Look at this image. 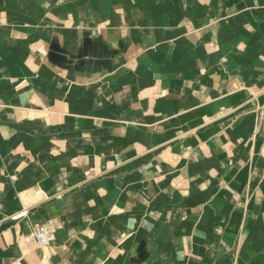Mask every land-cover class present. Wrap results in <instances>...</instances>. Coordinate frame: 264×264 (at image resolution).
Segmentation results:
<instances>
[{
    "label": "crops",
    "instance_id": "crops-1",
    "mask_svg": "<svg viewBox=\"0 0 264 264\" xmlns=\"http://www.w3.org/2000/svg\"><path fill=\"white\" fill-rule=\"evenodd\" d=\"M0 264H264V0H0Z\"/></svg>",
    "mask_w": 264,
    "mask_h": 264
},
{
    "label": "built area",
    "instance_id": "built-area-1",
    "mask_svg": "<svg viewBox=\"0 0 264 264\" xmlns=\"http://www.w3.org/2000/svg\"><path fill=\"white\" fill-rule=\"evenodd\" d=\"M53 226L50 222H42L34 225L32 228L30 238L35 240L38 244L45 246L53 237Z\"/></svg>",
    "mask_w": 264,
    "mask_h": 264
}]
</instances>
